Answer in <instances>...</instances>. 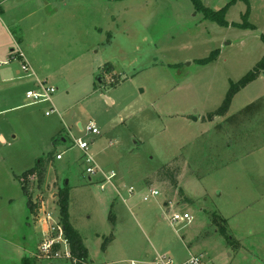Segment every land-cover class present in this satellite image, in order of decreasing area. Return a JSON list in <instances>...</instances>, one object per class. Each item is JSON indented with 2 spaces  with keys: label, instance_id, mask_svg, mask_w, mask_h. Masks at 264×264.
I'll return each instance as SVG.
<instances>
[{
  "label": "rangeland",
  "instance_id": "374dc122",
  "mask_svg": "<svg viewBox=\"0 0 264 264\" xmlns=\"http://www.w3.org/2000/svg\"><path fill=\"white\" fill-rule=\"evenodd\" d=\"M202 2L226 7L229 24L205 18L191 0H7L6 16L31 12L25 26L40 19L37 31L54 40L42 74L59 113L28 103L26 90L38 89L32 78L0 85V264L24 256L70 264L40 250L47 236L38 218L58 221L53 194L63 186L93 264L177 263L190 254L208 264H264V67L216 114L231 81L264 57V0ZM245 14L254 27L241 24ZM6 43L1 37V49ZM215 49L213 62L197 61ZM89 122L99 134L85 130ZM59 136L65 142L54 145ZM77 137L116 173L105 189L101 174L89 179ZM53 148L45 184H31L34 214L17 176ZM116 189L122 196L108 220ZM152 189L158 194L145 200ZM173 213L192 219L174 222Z\"/></svg>",
  "mask_w": 264,
  "mask_h": 264
},
{
  "label": "trees",
  "instance_id": "16d2710c",
  "mask_svg": "<svg viewBox=\"0 0 264 264\" xmlns=\"http://www.w3.org/2000/svg\"><path fill=\"white\" fill-rule=\"evenodd\" d=\"M191 1L195 6L196 11L201 12L205 18L210 19V21L217 22L220 25L229 24V22L224 18L226 7L216 11L210 8L209 6L205 5L202 2V0H191ZM244 16H245V20L241 24L244 26L254 27L251 23L248 22L246 18L247 15L245 14ZM232 24H237V23H232ZM262 38L264 39L263 35ZM17 41H20V38L17 39ZM217 54H218V49H215L211 51V53L207 57L198 59L197 61L202 64L211 63L216 59ZM263 67H264V57L255 65V67L252 70L248 71L240 80H238L237 82L231 81L230 87L221 105L216 111L217 115L224 114L228 111L233 96L240 89L245 87L249 82L255 79L258 75L259 70ZM119 82H120V78L117 75H114L112 84L116 85ZM60 134L61 133H59L58 135ZM54 138L55 137H53V140H55ZM61 139L62 136H59V138L54 141V145L57 141L59 140L61 141ZM54 150L55 149L53 148L47 153L46 156L40 157L39 160L35 162V165L24 170L19 176H17L21 184L22 190L27 197V205L32 212L37 211L38 203H36L32 198V193L30 192L31 184L35 183L38 187H42L45 184L47 168L49 166V163L52 161L54 157V153H55ZM68 190H69L68 186H63L59 188L57 193V203L59 206L58 222L62 225L64 237L69 245L70 258L68 260L70 261V264H93L88 257V249L84 244L82 236L73 227V225L70 222L69 211H68ZM220 230L219 231L221 233L226 234L224 228ZM229 240L232 244H234L231 239ZM36 261L37 259L33 256H24L22 257L20 264H34Z\"/></svg>",
  "mask_w": 264,
  "mask_h": 264
},
{
  "label": "crops",
  "instance_id": "0c3cea01",
  "mask_svg": "<svg viewBox=\"0 0 264 264\" xmlns=\"http://www.w3.org/2000/svg\"><path fill=\"white\" fill-rule=\"evenodd\" d=\"M6 2L7 0H0V41H1V37H5V40L7 41L6 46L3 49H1L0 47V85L2 83L9 82V81L23 80V78L25 77L32 78L31 81L33 82V84H35L38 80H47L48 82L49 79L46 75L42 74L43 73L42 69L50 67L51 66L50 64L53 63L52 59L48 55L50 53H49L48 47L46 46L47 43H54L53 38H50L51 35H49L48 38H46V33L44 32V30L39 29V31H37L36 26H39V23L41 22L40 19H36L32 24H27L28 26H25V24L27 23L25 19L28 18V16H30L31 12H27L23 14V16L14 15L11 18L6 16V8H5ZM47 4H48L47 2L43 5L39 4L37 5V8L45 9L47 7ZM4 16L8 18V22H6V20L4 19ZM44 21H48V20L44 19ZM18 28L22 33V36L19 37L20 41H17V37L15 36V32H14ZM27 40H28V45H25L26 44L25 42ZM22 46H25L24 47L25 49L22 48ZM18 48H20L21 50L23 49L22 51L24 52L26 61L30 65V70L32 71L34 76H32L31 74L23 73V70L21 67V59L19 57H15L17 56L16 49L18 50ZM1 65H5L8 67H1ZM0 92H1V88H0ZM12 97L13 96H10V98ZM3 100L4 98L1 99V101ZM18 106H20V104L14 107H18ZM64 138L61 139L62 142H65ZM98 178L102 179V177H98ZM105 185H109V183H106ZM105 188L106 187H104V189ZM128 192H127V197L131 198L132 192H129V193ZM53 195L57 197V193H54ZM117 196H122L121 192H119L118 190L116 193V197L113 199L112 203L110 204V208H109L110 212H109L108 220H110L111 218L114 220L113 218L114 215L112 213V210L117 212V207H116V205L118 204L116 202V200H118ZM127 197H124L123 201H126ZM41 206H42V203L39 206L40 207L39 211L40 209H42ZM37 212L38 211L33 212V213L38 214ZM69 219L73 227L80 233L84 241L83 234L80 232L79 228L75 226L73 220L71 219L70 214H69ZM38 220L41 222L43 232L46 235L48 231L49 223L46 222L47 220H45L44 218L39 217ZM88 257H89V249H88Z\"/></svg>",
  "mask_w": 264,
  "mask_h": 264
},
{
  "label": "built area",
  "instance_id": "2783aa9c",
  "mask_svg": "<svg viewBox=\"0 0 264 264\" xmlns=\"http://www.w3.org/2000/svg\"><path fill=\"white\" fill-rule=\"evenodd\" d=\"M21 59V67L23 71H27L30 69V65L26 61L24 53L18 48L17 56ZM38 89H28L25 93L26 98L28 99L29 104H37L48 102L50 103L49 111H46V114L51 112L59 111L55 108L53 103V94L55 92V87L47 82V80H38L37 81ZM91 134H99V129L97 128L94 122H89L85 128ZM74 145L82 150L84 153V161L86 164V173L89 175V179L96 174H101L102 178L106 180V182L111 183L112 179L116 176L114 171L105 172L101 169L93 156L88 152L89 142L82 137L74 138ZM56 158H61V153L56 154ZM105 184H102L101 187L104 188ZM133 191V187L129 188V192ZM158 191L152 189L149 194L144 196V199L147 200L150 196H156ZM50 216H46V220L48 221ZM192 216L188 213L179 214L173 213L171 216V220L174 222L177 221H188L190 222ZM51 226V227H50ZM46 239H44L40 244V250L42 255L45 258H57L62 257L65 259L70 258V250L67 240L63 234L62 225L57 221L55 224H51L48 227V231L46 233ZM162 264H208L202 255L198 254H190V256L182 261L174 263L172 260H168L166 262L162 261Z\"/></svg>",
  "mask_w": 264,
  "mask_h": 264
}]
</instances>
